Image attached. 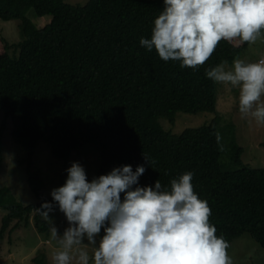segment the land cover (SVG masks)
<instances>
[{
	"label": "trees",
	"instance_id": "16d2710c",
	"mask_svg": "<svg viewBox=\"0 0 264 264\" xmlns=\"http://www.w3.org/2000/svg\"><path fill=\"white\" fill-rule=\"evenodd\" d=\"M163 7V0H88L83 6L64 0H0V20H19L23 36L13 46L18 51L13 57L8 54L12 45L0 37V143L8 121L12 140L27 153V184L37 199L27 206L0 201L6 211L0 241L19 222L27 225L33 209L52 202L40 196L43 182L29 170L41 140L65 163L73 152L92 146L98 158L94 178L115 167L131 165L134 171L143 165L139 186L158 179L168 186L192 171L194 191L207 201L216 234L228 244L248 234L264 252V168L243 166L237 149L235 170L222 169L217 117L179 135L158 121L173 124L178 112L214 113L216 83L205 72L221 61L232 63L247 42L221 40L197 69L164 62L139 45L141 37L150 38ZM29 9L51 21L36 28L25 16ZM1 150L0 144V164ZM34 221L39 233L48 232L37 215ZM31 262L47 264L43 254Z\"/></svg>",
	"mask_w": 264,
	"mask_h": 264
},
{
	"label": "clouds",
	"instance_id": "9594fccd",
	"mask_svg": "<svg viewBox=\"0 0 264 264\" xmlns=\"http://www.w3.org/2000/svg\"><path fill=\"white\" fill-rule=\"evenodd\" d=\"M150 38L139 45L164 62L197 69L221 41L255 43L264 37V0H163ZM221 61L206 70L214 83L238 90V111L264 126V58ZM148 164L147 156H143ZM154 162V161H153ZM143 165H124L89 181L72 162L62 186L50 191L51 203L33 212L47 222L56 249L52 264H232L228 242L209 221L211 209L194 191L193 172L168 186L156 180L141 187ZM121 194L123 196L121 197ZM53 205L68 227L62 235L50 220ZM101 230L103 235L100 236ZM99 236V239H98Z\"/></svg>",
	"mask_w": 264,
	"mask_h": 264
},
{
	"label": "rangeland",
	"instance_id": "374dc122",
	"mask_svg": "<svg viewBox=\"0 0 264 264\" xmlns=\"http://www.w3.org/2000/svg\"><path fill=\"white\" fill-rule=\"evenodd\" d=\"M88 0H64L66 4L83 6ZM26 18L36 27L42 28L51 21L50 16H37L32 9L26 12ZM0 37L6 44L12 45L9 56H17L18 51L13 47L23 39L20 21L12 19L0 20ZM246 62H256L264 58V37L255 43H247L246 48L237 57ZM236 58V59H237ZM233 63V62H232ZM232 63H226L231 68ZM216 105L214 113L199 112L188 114L178 112L173 124L159 119L160 126L173 135H179L189 128H198L209 124L215 117L218 120L220 136V166L223 170L233 171V158L237 152L243 166L259 169L264 168V126H258L252 117H243L238 111V90L228 85L216 83ZM264 99V97H262ZM4 112L0 110V126ZM11 125L7 121L6 129L1 137L0 164V201L10 205L19 203L22 206L35 205L37 199L27 184L26 167L29 163L27 153L16 144L11 136ZM92 148V149H91ZM72 162L83 166L89 181L94 178L98 158L93 147L86 145L73 152L67 163L55 158L44 141H38L30 160L29 170L43 182L40 190L41 197H50L52 189L60 186V181L66 179V169ZM6 211L0 208V227ZM33 213L28 224L21 221L12 232L6 234L0 241V264H32L31 260L38 254H43L47 264H52L51 255L56 244L50 239L49 231L39 233L35 228ZM41 220V217L37 215ZM50 220L58 230V235L69 226L64 215L58 210L49 214ZM45 222V221H44ZM13 222L11 225H14ZM47 223V222H46ZM49 227V226H48ZM99 239V237H98ZM232 264H264V252L248 234L233 239L227 250Z\"/></svg>",
	"mask_w": 264,
	"mask_h": 264
}]
</instances>
